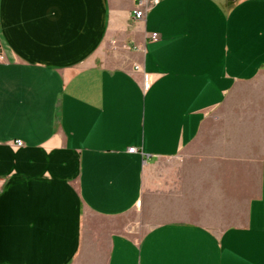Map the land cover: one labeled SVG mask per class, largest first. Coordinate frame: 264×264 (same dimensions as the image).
<instances>
[{
    "label": "crops",
    "instance_id": "obj_1",
    "mask_svg": "<svg viewBox=\"0 0 264 264\" xmlns=\"http://www.w3.org/2000/svg\"><path fill=\"white\" fill-rule=\"evenodd\" d=\"M0 20V264H264V0Z\"/></svg>",
    "mask_w": 264,
    "mask_h": 264
},
{
    "label": "built area",
    "instance_id": "obj_2",
    "mask_svg": "<svg viewBox=\"0 0 264 264\" xmlns=\"http://www.w3.org/2000/svg\"><path fill=\"white\" fill-rule=\"evenodd\" d=\"M146 10H147V6H146L145 2L140 1V3L134 9V15H135V17L136 18H139V19L143 18L145 16V14H146ZM0 30H1V20H0ZM158 36L159 35H158L157 32H154V33L151 34V38L153 40H157L158 39ZM22 144H23V141L18 140L17 145L20 146ZM135 150H136V147H131L130 148V151L131 152H134Z\"/></svg>",
    "mask_w": 264,
    "mask_h": 264
}]
</instances>
